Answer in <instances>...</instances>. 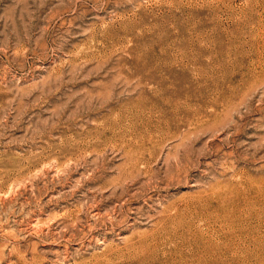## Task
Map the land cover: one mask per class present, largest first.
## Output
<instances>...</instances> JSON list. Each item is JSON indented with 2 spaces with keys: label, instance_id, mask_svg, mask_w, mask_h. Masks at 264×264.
<instances>
[{
  "label": "rangeland",
  "instance_id": "rangeland-1",
  "mask_svg": "<svg viewBox=\"0 0 264 264\" xmlns=\"http://www.w3.org/2000/svg\"><path fill=\"white\" fill-rule=\"evenodd\" d=\"M0 264H264V0H0Z\"/></svg>",
  "mask_w": 264,
  "mask_h": 264
}]
</instances>
